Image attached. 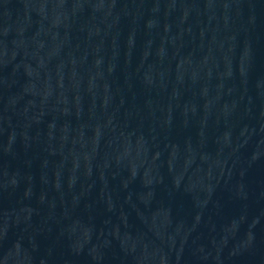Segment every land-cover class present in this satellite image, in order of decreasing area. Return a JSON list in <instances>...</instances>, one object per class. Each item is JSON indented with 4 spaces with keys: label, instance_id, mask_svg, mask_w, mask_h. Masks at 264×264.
<instances>
[{
    "label": "water",
    "instance_id": "1",
    "mask_svg": "<svg viewBox=\"0 0 264 264\" xmlns=\"http://www.w3.org/2000/svg\"><path fill=\"white\" fill-rule=\"evenodd\" d=\"M264 208V0H0V264H237Z\"/></svg>",
    "mask_w": 264,
    "mask_h": 264
}]
</instances>
